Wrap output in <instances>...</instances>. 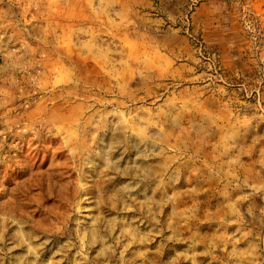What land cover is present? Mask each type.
<instances>
[{
    "label": "rangeland",
    "instance_id": "1",
    "mask_svg": "<svg viewBox=\"0 0 264 264\" xmlns=\"http://www.w3.org/2000/svg\"><path fill=\"white\" fill-rule=\"evenodd\" d=\"M0 264H264V0H0Z\"/></svg>",
    "mask_w": 264,
    "mask_h": 264
}]
</instances>
